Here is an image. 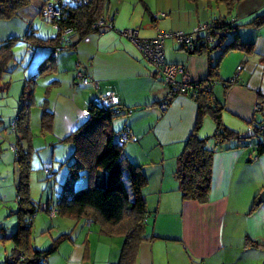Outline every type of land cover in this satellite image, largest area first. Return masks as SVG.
<instances>
[{
    "label": "crops",
    "instance_id": "obj_1",
    "mask_svg": "<svg viewBox=\"0 0 264 264\" xmlns=\"http://www.w3.org/2000/svg\"><path fill=\"white\" fill-rule=\"evenodd\" d=\"M44 1L28 0L15 17L0 19V41L26 32L41 39L54 38V27L49 36L47 25H35ZM220 6L204 0H158L153 6L150 1L109 0L107 10L114 13L115 29H135L139 37H153L160 31L190 33L216 17L234 20L239 39L253 47L250 52L230 49L223 54L210 85L211 103L221 107L226 128L238 134L253 133L256 126L264 124V23L257 26L252 21L264 14V0H240L230 12ZM36 39L22 40L36 61L40 59L39 70L52 49L37 50L36 44L47 43ZM64 44L74 47L59 51L50 65L46 63L47 73L53 71L50 75L56 77L53 83L62 86L75 78L78 70L92 82L70 87L71 99H56L54 124L64 134L73 131L83 123L78 113L84 112L85 121L88 105L101 94H112L114 106L123 110L112 120V128L117 135L125 129L130 132L132 138L122 144L124 153L142 167L147 178L142 189L148 211L147 239L139 243L133 264H264V201L256 203L264 191V153L256 151L263 135L253 133L247 139L225 141L218 148L211 139L207 144L214 148L208 199L204 203L184 200L174 172L196 122V97L201 89L171 95L169 85L143 60L135 45L113 29L89 32L82 38L72 33ZM163 52L165 64L183 67L176 79L181 80L183 74L194 82L208 79L207 53H189L172 38L164 41ZM115 123L120 126L115 128ZM216 130L211 115L205 113L198 136L210 137ZM67 224L65 229L56 225L50 230L66 233L68 238L48 256L47 264L118 262L122 235L106 233L99 222L86 218L69 219ZM52 226H42L39 232ZM44 241L47 248L51 241Z\"/></svg>",
    "mask_w": 264,
    "mask_h": 264
},
{
    "label": "trees",
    "instance_id": "obj_2",
    "mask_svg": "<svg viewBox=\"0 0 264 264\" xmlns=\"http://www.w3.org/2000/svg\"><path fill=\"white\" fill-rule=\"evenodd\" d=\"M58 1L62 12L59 18L52 21L57 26L54 38L41 39L33 35L32 32H26L22 37L14 36L0 41V91L6 90L8 87L1 80L13 59L12 47L16 40L23 39L27 42L35 37L36 40L51 43L50 45L53 46L51 53L41 62L38 70L42 73L46 68L45 63L53 60L55 52L58 53L63 49L74 47V44L66 45L64 41H61V34L64 29L72 28L73 33L78 34L80 38L89 32L99 31L98 27L93 25L102 12L108 14L110 23L113 24L114 13H109L107 10L109 0H78L76 4ZM140 1L145 4V0ZM189 1L197 2L200 0ZM204 1L225 4L227 12H230L233 5L240 0ZM27 3L28 0H0V19L8 20L15 17L17 10ZM234 22V20L226 17H216L209 23L211 27L208 34L211 37L217 39L219 33H224V37L221 38L220 45L217 47L219 52L215 58L211 56V52H213L210 50L211 45L205 43L199 48L193 49V52H205L209 55L208 79L210 82H206L207 78L198 82L200 84L198 89L201 90L197 92L196 97L198 102L196 122L185 140L182 153L177 158L174 175L184 200H196L199 203H204L208 199L214 152V148L207 147L208 142L213 139L215 148H218L225 141L238 140L239 134L222 124L221 107L212 105L210 94V85L212 79L216 77V71L223 54L230 49H242L250 52L253 47L251 42L239 39L237 26ZM263 23L264 14L257 16L252 21V24L257 26ZM229 36L230 39L227 40ZM180 47L182 46L180 45ZM31 48L33 49V47ZM59 48L62 49L59 50ZM24 106V104L21 106L16 118L17 125L23 124L25 129L20 136L17 135L18 143H20V139L28 137V110ZM121 111H123L121 108L114 105L105 107L94 101L88 105L86 120L60 140L61 142L72 143L74 147L70 154L72 160L68 164V174L62 184L57 203L52 206L47 204L44 210L47 213L54 210L60 216L70 219H90L93 222H99L101 229L106 233L122 235L123 243L116 264H133L139 243L147 239L145 220L148 211L142 193L147 178L142 167L132 163L124 153L122 144L125 140L121 137L125 131H120L117 135V132L112 128V120L120 116ZM205 113L211 115L217 130L210 137L200 138L198 129ZM0 122H2L1 119ZM49 122H52V112L43 109L41 111V125L49 126ZM253 133L263 135V140L258 143L256 151L257 154L264 153V124L261 127L256 126ZM17 152V160L22 164L23 170L17 184L19 208L16 213L18 222L11 233L4 234L0 238V240H9L11 243L5 264H47L48 256L57 250L64 239L68 238V234L58 235L47 248L42 250L33 245L31 233L36 208L28 194L29 161L27 152L22 150L20 144ZM82 171L87 176L86 186L75 190L73 189V182ZM50 173L51 171L48 172V174ZM27 215L29 218H26ZM254 245L262 246L256 242Z\"/></svg>",
    "mask_w": 264,
    "mask_h": 264
},
{
    "label": "rangeland",
    "instance_id": "obj_3",
    "mask_svg": "<svg viewBox=\"0 0 264 264\" xmlns=\"http://www.w3.org/2000/svg\"><path fill=\"white\" fill-rule=\"evenodd\" d=\"M61 1H68L70 4L78 2V0ZM149 1L151 6H153L155 1L158 0H145V3L147 4ZM219 5H221L220 9L225 8L227 10L225 4ZM226 14L228 13L225 12ZM35 25H39V27L47 25V29L50 30L49 36L54 27L50 21H42L38 16L35 19ZM46 43V45L42 43L36 44V49H47L48 51L52 49L49 46L50 42ZM12 51L13 59L8 67L9 69L4 73L1 80L8 87L6 90L0 91V119L2 120L0 122V238L4 234L11 233L16 228L18 222L16 213L19 208L17 184L23 172L22 164L17 160V148L20 144L22 150L27 152L29 161L27 173L28 194L36 208V213L33 216L31 239L35 247L41 246L42 248H46L47 242H43V239L48 238L52 242L59 234V232H50V230H55L56 225L61 229H65L70 219L57 213L54 215L47 213L44 210V204L47 203L52 206L57 203L60 191L62 190V184L68 174V163L72 160L70 154L74 150V147L71 149L73 146L71 142L60 141L70 131L65 133V135V131L59 130L58 124H54L53 113L52 122H49L50 125H41V111L48 109V111L54 112V108L57 106L56 102H58L56 99L58 97L59 99H71L70 87L74 88L78 85L80 86V84L76 78V72H74L75 78L64 82L62 86L53 83L52 79H56V77L50 75L53 71L47 73V70H44L47 73L43 72L45 75L40 73L37 69L40 59L36 61V55H32L26 49V45L22 39L15 41ZM218 52L217 48L213 50L211 52L212 57L215 58ZM48 56L49 53L46 57ZM46 63L50 65L51 62ZM69 83L70 85H68ZM23 104L25 105V109L28 110V137L20 139V143H18L17 135L20 136L25 131L23 124L17 125L16 122L18 111ZM83 113L77 114L80 123L84 122ZM119 126L120 123H115L114 127L118 128ZM10 146H14L15 149H11ZM48 168L51 171L50 174L47 172ZM84 175L85 172H80L79 177L73 182V189L77 190L86 186V178L84 177L87 176ZM28 216L26 218H29ZM49 225L53 226L44 233L39 232V228L42 226L46 228ZM10 247L11 243L9 240H0V264H5V258Z\"/></svg>",
    "mask_w": 264,
    "mask_h": 264
},
{
    "label": "built area",
    "instance_id": "obj_4",
    "mask_svg": "<svg viewBox=\"0 0 264 264\" xmlns=\"http://www.w3.org/2000/svg\"><path fill=\"white\" fill-rule=\"evenodd\" d=\"M61 12L58 0H45L40 8L39 14L42 20L52 22L61 16ZM161 15L164 16L165 13H161ZM93 26L98 27V30L113 29L134 44L140 51L143 60L148 63L152 70L157 72V74L162 77L167 85H169L171 94L182 91H194L198 88V86H200V84H198V82L191 81L185 74L182 75L181 80L175 78L177 73H183V67L165 64L163 52L164 41L172 38L185 49L193 51L194 48H199L205 43L212 45L216 39L208 34L211 27L209 23H200L190 33H184L182 31H160L153 37H139L135 29H115L114 25L110 23L108 14L106 15L105 12L101 13L97 22ZM54 29L57 31V26L55 24ZM72 33V28L64 29L61 34V41H67L68 36ZM60 49L62 48H59V50ZM56 54L57 52L54 53V55ZM76 78L82 85H87L92 82V79L85 75L81 70L77 71ZM206 82L209 83L210 80H207ZM95 102L98 105L105 107L114 105L113 96L110 93L99 95ZM164 106L165 104L161 105L162 108ZM84 116H88L87 111ZM124 131L125 132L122 133L121 138L123 140H127L131 137L130 132L128 130ZM10 148L13 150L15 149L14 146H10ZM49 171L50 170L48 168L47 172ZM50 214L54 215L55 211L51 210Z\"/></svg>",
    "mask_w": 264,
    "mask_h": 264
},
{
    "label": "water",
    "instance_id": "obj_5",
    "mask_svg": "<svg viewBox=\"0 0 264 264\" xmlns=\"http://www.w3.org/2000/svg\"><path fill=\"white\" fill-rule=\"evenodd\" d=\"M223 37H224V33H219L217 39L211 45L210 50H215L220 45L221 38H223ZM189 53H194V52L189 51ZM252 136H253V133L251 131H247V132L239 134L238 139H247V138L252 137ZM262 201H264V191H262L258 195L256 203H260Z\"/></svg>",
    "mask_w": 264,
    "mask_h": 264
}]
</instances>
